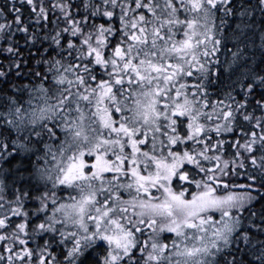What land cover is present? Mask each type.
<instances>
[{
	"label": "snow or ice",
	"instance_id": "snow-or-ice-1",
	"mask_svg": "<svg viewBox=\"0 0 264 264\" xmlns=\"http://www.w3.org/2000/svg\"><path fill=\"white\" fill-rule=\"evenodd\" d=\"M0 264H264V0H3Z\"/></svg>",
	"mask_w": 264,
	"mask_h": 264
},
{
	"label": "trees",
	"instance_id": "trees-1",
	"mask_svg": "<svg viewBox=\"0 0 264 264\" xmlns=\"http://www.w3.org/2000/svg\"><path fill=\"white\" fill-rule=\"evenodd\" d=\"M3 3V0H0V4H2Z\"/></svg>",
	"mask_w": 264,
	"mask_h": 264
}]
</instances>
